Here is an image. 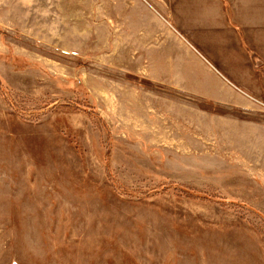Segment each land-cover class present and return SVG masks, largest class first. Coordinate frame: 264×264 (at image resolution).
Returning a JSON list of instances; mask_svg holds the SVG:
<instances>
[{
  "label": "rangeland",
  "instance_id": "1",
  "mask_svg": "<svg viewBox=\"0 0 264 264\" xmlns=\"http://www.w3.org/2000/svg\"><path fill=\"white\" fill-rule=\"evenodd\" d=\"M165 4L0 0V264H264V47Z\"/></svg>",
  "mask_w": 264,
  "mask_h": 264
},
{
  "label": "crops",
  "instance_id": "2",
  "mask_svg": "<svg viewBox=\"0 0 264 264\" xmlns=\"http://www.w3.org/2000/svg\"><path fill=\"white\" fill-rule=\"evenodd\" d=\"M164 1L166 3L165 7L161 9L162 12L166 11L167 13L157 12L155 20L159 28L151 34L152 38H154L152 41L157 46L205 47L208 43V34L204 33V31L211 27L221 31L227 45L264 47V0ZM167 4H169V8L168 6L166 7ZM208 4L214 5V10L217 12L212 17L214 19L208 18V12L207 14L202 12L204 9L208 11ZM173 5L176 7V13H173ZM212 21L213 23H211ZM194 50L208 64V59L199 50L195 48ZM251 50L253 53L255 52L254 48H251ZM206 69L208 68L206 67ZM219 73L226 82L236 86L222 72ZM239 90L243 92L242 89Z\"/></svg>",
  "mask_w": 264,
  "mask_h": 264
}]
</instances>
